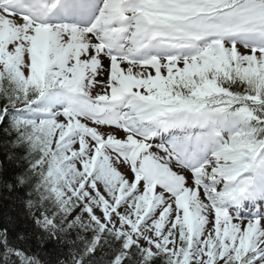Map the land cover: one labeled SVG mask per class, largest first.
<instances>
[{
	"label": "snow or ice",
	"instance_id": "obj_1",
	"mask_svg": "<svg viewBox=\"0 0 264 264\" xmlns=\"http://www.w3.org/2000/svg\"><path fill=\"white\" fill-rule=\"evenodd\" d=\"M0 131V264H264V0H0Z\"/></svg>",
	"mask_w": 264,
	"mask_h": 264
},
{
	"label": "trees",
	"instance_id": "obj_2",
	"mask_svg": "<svg viewBox=\"0 0 264 264\" xmlns=\"http://www.w3.org/2000/svg\"><path fill=\"white\" fill-rule=\"evenodd\" d=\"M8 140L9 138L4 135L3 131H0V223L9 215H15L17 197L20 193L15 187L10 190L8 185L14 184V178L23 173L26 168L22 159L24 150L11 148ZM49 250L53 251L51 245Z\"/></svg>",
	"mask_w": 264,
	"mask_h": 264
}]
</instances>
